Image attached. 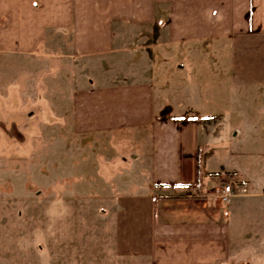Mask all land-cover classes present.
I'll return each instance as SVG.
<instances>
[{"label":"crops","instance_id":"obj_1","mask_svg":"<svg viewBox=\"0 0 264 264\" xmlns=\"http://www.w3.org/2000/svg\"><path fill=\"white\" fill-rule=\"evenodd\" d=\"M0 54L76 62L71 135L135 148L85 160L113 206L115 258L264 264V0H0ZM155 57L182 63L156 84L119 72ZM217 183L246 188L225 216Z\"/></svg>","mask_w":264,"mask_h":264},{"label":"rangeland","instance_id":"obj_2","mask_svg":"<svg viewBox=\"0 0 264 264\" xmlns=\"http://www.w3.org/2000/svg\"><path fill=\"white\" fill-rule=\"evenodd\" d=\"M53 59L0 54V264H129L113 253V206L96 188L103 174L86 172L92 167L85 164L97 148L109 154L120 142L96 147L71 135L66 105L85 72ZM129 60L121 76L132 66L154 84L162 70L182 63ZM94 74L89 68V78ZM134 149L118 146L127 162Z\"/></svg>","mask_w":264,"mask_h":264},{"label":"built area","instance_id":"obj_3","mask_svg":"<svg viewBox=\"0 0 264 264\" xmlns=\"http://www.w3.org/2000/svg\"><path fill=\"white\" fill-rule=\"evenodd\" d=\"M246 188L244 186H232L231 183H217L208 191V196L211 202L219 204L221 208V214L225 216L227 211L224 207L229 203L230 199L237 195L245 194Z\"/></svg>","mask_w":264,"mask_h":264}]
</instances>
